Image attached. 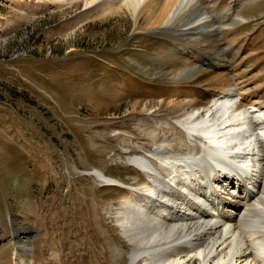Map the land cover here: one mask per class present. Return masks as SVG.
<instances>
[{"label":"rangeland","instance_id":"obj_1","mask_svg":"<svg viewBox=\"0 0 264 264\" xmlns=\"http://www.w3.org/2000/svg\"><path fill=\"white\" fill-rule=\"evenodd\" d=\"M90 1L0 0V264L23 249L26 264H132L117 221L129 189L92 174L141 187L128 157L161 144L184 157L177 104L234 88L240 107L264 105V0H203L239 18L211 48L230 68L196 85L186 72L209 73L211 53L178 56L120 2Z\"/></svg>","mask_w":264,"mask_h":264},{"label":"bare ground","instance_id":"obj_2","mask_svg":"<svg viewBox=\"0 0 264 264\" xmlns=\"http://www.w3.org/2000/svg\"><path fill=\"white\" fill-rule=\"evenodd\" d=\"M103 1L109 7L120 2L117 11L123 6L133 15L137 29L184 48L178 56L211 53L201 60L209 73L187 71L189 84L230 68L211 48L232 31L237 7L214 6L208 13L203 0H91L87 6ZM218 93L208 104L175 106L168 121L187 136L184 157L162 144L152 154L128 157L146 177L141 187L126 189L129 197L117 218L133 247L132 264H264V105L240 107L234 88ZM92 175L109 185L118 182L100 171ZM24 251L16 264H26Z\"/></svg>","mask_w":264,"mask_h":264}]
</instances>
